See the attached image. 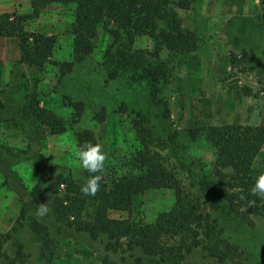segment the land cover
I'll use <instances>...</instances> for the list:
<instances>
[{"label":"rangeland","instance_id":"1","mask_svg":"<svg viewBox=\"0 0 264 264\" xmlns=\"http://www.w3.org/2000/svg\"><path fill=\"white\" fill-rule=\"evenodd\" d=\"M31 1L0 0V13L24 16V30L54 38L49 60L39 69L18 61L16 37L0 36V233L8 236L0 264H12L17 244L25 264H44L26 225L28 218L46 226L54 248L51 264H176L161 262L158 256L147 258L125 245L106 249L104 236L92 239L58 220L50 207L53 196L45 189L47 178L55 174L74 181L87 179L73 155L74 133L82 129H90L96 142L103 144L106 168L121 165L137 143L131 128L134 112L142 114L152 133L151 152L238 247L241 264H264V220L255 218L247 225L225 214L221 203L199 189V180L212 169L214 153L209 143L190 138L188 132L227 123L264 126V0H190L189 7L176 13L180 28L195 37L194 50L170 55L161 49L157 61L150 55L153 42L146 35H137L126 49L124 35L114 40L99 29L92 51L63 74L58 67L71 58L73 6L51 3L34 14ZM156 28L164 25L158 23ZM126 54L132 60L142 56L143 65L165 62L167 80L151 82L131 65L120 68ZM34 93L38 106L64 124V132L52 134L36 119L29 102ZM64 96L82 103L76 119ZM120 104L125 112L119 111ZM100 108L105 119L96 123L92 116ZM250 173H264V141ZM172 202L171 189H149L133 196L129 213L110 211L109 216L152 223ZM40 203L51 209L43 218L35 215ZM95 211L96 203L86 201L82 218L92 220ZM179 264L219 263L193 248Z\"/></svg>","mask_w":264,"mask_h":264},{"label":"trees","instance_id":"2","mask_svg":"<svg viewBox=\"0 0 264 264\" xmlns=\"http://www.w3.org/2000/svg\"><path fill=\"white\" fill-rule=\"evenodd\" d=\"M51 3L73 6L71 58L59 65L60 74L69 71L73 63L82 60L92 51V41L99 29L111 33L114 40L124 35L127 43L125 46L121 45L126 49L137 35H146L153 42L150 55L156 61L161 49H165L170 55H176L195 48L194 35L180 28L176 13L177 9L189 7L190 0H32L34 14ZM23 18L24 16L7 12L0 13V36L16 37L18 61L41 69L49 60L54 38L24 30ZM158 23H162L164 28L157 30ZM143 59L142 56H135L132 60L126 54L119 67L125 69L131 65L135 71H142L141 74L151 82L167 80L165 62L160 60L156 64L151 62L143 65ZM114 74L115 71L110 73L111 76ZM64 99L76 119L81 113L82 103L72 101L67 96ZM29 102L36 119L52 134L65 131L66 127L61 121L38 106L35 93ZM119 111H126L123 104L119 105ZM133 116L131 128L137 143L131 146L121 165L105 167L104 181L95 196L84 195L80 190L87 179L74 181L62 174L47 178L45 189L53 196L50 207L54 215L92 239L104 236L106 249L117 250L125 245L131 251L137 249L147 258L158 256L161 262L179 264L185 252L200 248L219 264H241L238 247L222 235L216 220L204 212L197 198L190 197L180 188L174 174L149 149L152 133L144 125L142 114L134 112ZM104 119L103 108L92 116L96 123ZM188 132L190 138L209 143L214 153L212 169L199 180V189L221 203L225 214L234 216L247 225H252L255 218H264V201L250 194L257 177L250 173V167L264 141V126L227 123L193 127ZM74 139L77 147L87 141L96 143L90 129L76 131ZM202 170L200 167L199 171ZM86 173L87 178L92 175L87 171ZM208 176H211L210 179ZM160 188L173 191V202L152 223L109 216L110 211L129 213L133 196ZM241 195L246 199L241 200ZM253 199L256 200V205L245 211L248 201ZM88 200L96 203L95 217L92 220L82 218V211ZM22 213L23 209L19 216L22 217ZM26 225L39 244L40 259L44 264H51L54 248L46 226L34 218H28ZM7 238V235L0 233V259ZM168 239L171 240L169 244L166 243ZM25 259L21 244H17L12 264H25ZM139 260L140 257H136V262Z\"/></svg>","mask_w":264,"mask_h":264},{"label":"clouds","instance_id":"3","mask_svg":"<svg viewBox=\"0 0 264 264\" xmlns=\"http://www.w3.org/2000/svg\"><path fill=\"white\" fill-rule=\"evenodd\" d=\"M79 166L89 173L91 176L80 186V190L84 195L95 196L101 188V184L104 181V169L105 162L107 160V153L104 151V146L102 143L87 141L84 144L76 148L73 153ZM250 194L252 197L264 201V173L258 175L255 179L253 186L251 187ZM241 200L246 199L243 195L239 197ZM256 205V200H249L245 211L247 208L254 207ZM51 209L48 203H40L36 209L35 215L39 218H43L50 213ZM264 219V218H262Z\"/></svg>","mask_w":264,"mask_h":264}]
</instances>
